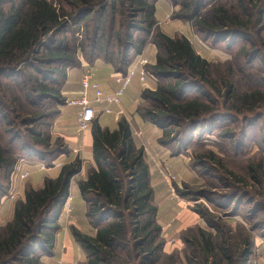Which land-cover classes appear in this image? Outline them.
<instances>
[{
  "label": "trees",
  "instance_id": "16d2710c",
  "mask_svg": "<svg viewBox=\"0 0 264 264\" xmlns=\"http://www.w3.org/2000/svg\"><path fill=\"white\" fill-rule=\"evenodd\" d=\"M233 1L235 9L228 10L219 0H169L179 8L174 19L190 23L193 32L213 49L227 43L226 53L235 66L239 67L240 60L249 61L247 68L255 81L258 74L259 81L264 75L260 59L264 56V0ZM156 2L0 0V202L19 162H39L49 168L68 153L60 139L51 140L50 128L57 108L65 105L61 89L67 70L81 65L79 57L89 65L102 61L123 76L148 43L155 46L156 63L147 72L156 80V89L142 92L137 113L161 130L159 142L174 156L187 150L204 124L216 118L217 122L232 121L229 115H216L218 100L232 103L236 114L259 108L264 100L259 91L241 97L231 81L212 78V65L195 54L187 39L161 33L154 16ZM204 11L205 18L201 16ZM257 62L261 65L253 68ZM91 133L95 169L78 188L87 207L86 217L97 233L91 238L71 228L75 241L86 253L87 264H134L135 258L141 264H157L164 243L155 221L157 210L142 149L135 148L125 119L114 131L93 122ZM81 164L76 159L64 165L59 176L46 178L39 190L26 188L11 221L0 228V264H40L41 257L52 253L70 180L79 174ZM190 189L174 186L184 199ZM244 202L239 203L251 204ZM192 210L211 230L197 232L205 244V264H247L251 255L248 235H242L243 251L234 258L227 248L231 231L227 228L216 246L214 240L218 243L225 226L207 209ZM190 231L181 239L197 246L196 239L185 238Z\"/></svg>",
  "mask_w": 264,
  "mask_h": 264
},
{
  "label": "crops",
  "instance_id": "0c3cea01",
  "mask_svg": "<svg viewBox=\"0 0 264 264\" xmlns=\"http://www.w3.org/2000/svg\"><path fill=\"white\" fill-rule=\"evenodd\" d=\"M176 8L169 0H157L154 16L159 30L171 39L184 37L191 44L195 54L209 62L207 58L211 56L212 50L193 32L190 23L172 17ZM143 50L144 56L149 61V65L144 67L147 72V68L156 63L157 50L150 43ZM79 58L81 65L67 70L61 89V97L64 101L78 97L81 79L86 73L92 74L91 80L98 83L105 93L118 89V79L122 75L115 73L110 65L102 61L89 65L81 57ZM155 89L156 80L147 77L142 83L138 76L134 77L122 96L121 104L111 106L110 114H102L93 122H97L102 129L109 131L116 130L121 119H125L129 124L133 144L135 148L142 149L143 159L148 167L152 204L157 210L155 221L161 229V238L165 244L167 243L164 248L167 253L171 251L166 252V247L177 246L182 231L195 226L205 228V224L198 215L191 212L189 203L174 191L175 185L181 188L184 184L197 185L200 183L199 177L191 169L189 157L184 153L174 156L171 149L161 145L159 142L162 138L161 130L143 120L137 113L142 92ZM57 109L58 114L50 128V136L52 141L60 139L68 149V153L61 155L49 168L39 162H19L15 173L27 172L29 176L26 185L16 176L15 192L18 201H23L27 187L33 190L41 189L46 178L56 179L64 165L79 159L82 162L81 171L70 180L69 197L58 219L59 228L54 235L52 253L41 257L40 264H87V255L75 241L71 228H75L88 237H96L97 231L89 224L86 217L87 207L78 188V183L85 181L89 171L95 169L92 152V126L79 133L76 121L80 109L67 105L59 106ZM15 204L16 201L8 198L1 200L0 228L11 221ZM254 248L256 249L254 264H264V243H255Z\"/></svg>",
  "mask_w": 264,
  "mask_h": 264
},
{
  "label": "rangeland",
  "instance_id": "374dc122",
  "mask_svg": "<svg viewBox=\"0 0 264 264\" xmlns=\"http://www.w3.org/2000/svg\"><path fill=\"white\" fill-rule=\"evenodd\" d=\"M219 3L228 10L234 7L233 0H219ZM178 11L179 8H176V12ZM206 14L207 12L204 11L201 16L205 18ZM259 29L262 28H258L257 31ZM250 35L251 39L256 42L255 36L252 33ZM200 40L212 50L211 56L207 59L208 63L212 65L211 76L214 80L231 81L236 93L241 97L257 90L264 99V75L258 81V74L254 72L257 75L255 81L252 76L253 71L247 68L249 61L240 60L239 67H236L232 57L226 53L227 43H222L218 49H213L209 43ZM240 44L243 42H239ZM261 53L264 52L261 51ZM260 59L264 61V56ZM260 65L261 63L257 62L253 64V68ZM240 70H243V74L239 72ZM262 70L264 71V67ZM3 82L6 81L3 80ZM213 97L217 100L216 96L213 95ZM218 101L216 115H229L232 121L219 120L217 122L216 118L213 120V122L216 121L214 124L213 122L204 124L202 132L194 133L192 143L183 152L189 157L190 166L195 167L194 173L199 177L200 183L197 185L184 184L179 189L182 190L184 186L191 188V192L185 198L191 212L195 213L192 209H207L211 215L217 218L215 220L220 225L225 226V234L220 232L217 237L218 243L217 240H214L215 245L225 238L227 228L231 231V235L228 234L227 248L232 252V257L236 258L242 253L244 246H241V237L248 235L251 241L249 248L251 255L246 263L254 264L255 243H264V100L259 102V108H256L255 111L239 114L231 110L232 103H224L223 99ZM210 128L212 131L207 132ZM40 130L42 131V128ZM253 177L257 178L258 182L253 180ZM19 180L24 181L23 183L26 185L28 178ZM14 184L16 185V181ZM14 201L18 202L17 194ZM240 201L243 203L247 201L251 204L240 205ZM203 223L205 224L204 221ZM204 226L205 228L195 226L182 231L177 246L166 247V252L167 250L171 252L165 253L164 248L167 243L165 244L161 238L164 245L162 258L157 264H205V244L201 236L197 235L199 229L211 231L206 224ZM188 230L191 231L185 238L187 240L196 239L197 246L182 241V234ZM212 233L215 234L214 231ZM225 247L226 245H224ZM133 263L141 264V261L135 258ZM222 264H226V262L223 261Z\"/></svg>",
  "mask_w": 264,
  "mask_h": 264
},
{
  "label": "built area",
  "instance_id": "2783aa9c",
  "mask_svg": "<svg viewBox=\"0 0 264 264\" xmlns=\"http://www.w3.org/2000/svg\"><path fill=\"white\" fill-rule=\"evenodd\" d=\"M149 65L148 59L144 56V50L134 59L125 75L118 79L119 87L113 92L105 93L98 83L91 80L92 74L86 73L81 79V89L79 95L75 99L65 101V105L70 107H78L80 112L77 116L76 127L79 133H82L92 126L93 121L102 114H110V107L120 105L122 96L126 88L136 76L144 83L147 77L154 79L144 67ZM100 108L99 110L97 108ZM16 176L19 179L25 180L28 178V173L11 175L10 186L7 195L4 197L14 200L16 197L15 180Z\"/></svg>",
  "mask_w": 264,
  "mask_h": 264
}]
</instances>
